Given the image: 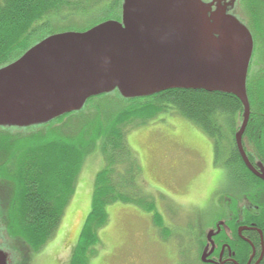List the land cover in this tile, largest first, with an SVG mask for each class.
<instances>
[{
    "label": "trees",
    "instance_id": "1",
    "mask_svg": "<svg viewBox=\"0 0 264 264\" xmlns=\"http://www.w3.org/2000/svg\"><path fill=\"white\" fill-rule=\"evenodd\" d=\"M84 2L102 4L105 9L103 20L120 18L122 0H0V66L46 36L32 42L33 36L52 20L66 15H84ZM243 3L249 8L248 0ZM97 23L92 22L84 29ZM261 23L264 26V22ZM248 82L250 80H247L250 92ZM259 98L260 111H263L264 97ZM95 99V108L88 116L78 114L81 118L77 120V128L71 126L56 136L40 137L43 134L37 136L35 132L18 135L11 133L8 127L0 126V221L12 239L10 244L26 261L53 236L74 191L81 165L96 148L104 165L95 175L91 208L74 247L72 264H86L94 251L92 247L100 242L98 231L107 222L106 206L109 204L119 201L154 210L149 199L152 197L143 194L138 184L141 165L127 142L125 130L131 123L145 122L163 112H174L206 133L215 155L224 157L227 173L235 184L232 193L248 192V179L255 177L244 165L236 146L235 133L243 114V106L236 96L218 91L172 88L125 99L127 102L123 103L115 90L90 97L85 105ZM114 102H118L117 109L110 107ZM251 103L254 105L255 101ZM76 113L63 114L48 123ZM252 116L250 112L242 143L248 147L247 153L264 160V151L259 146L264 145V114L258 116L259 126L263 128L260 136L248 138ZM261 184L264 186L263 182ZM251 185L250 188L255 190ZM195 221H188L187 228L192 229ZM155 225L164 231L161 223L155 222ZM189 251H180L183 259ZM183 259L181 264H186Z\"/></svg>",
    "mask_w": 264,
    "mask_h": 264
},
{
    "label": "water",
    "instance_id": "2",
    "mask_svg": "<svg viewBox=\"0 0 264 264\" xmlns=\"http://www.w3.org/2000/svg\"><path fill=\"white\" fill-rule=\"evenodd\" d=\"M236 0H122L120 19L80 31L51 33L0 66V126L25 127L79 111L92 96L124 98L166 89L218 91L236 96L243 119L250 107L246 76L253 50L248 26L230 13ZM0 264L9 257L0 249Z\"/></svg>",
    "mask_w": 264,
    "mask_h": 264
},
{
    "label": "rangeland",
    "instance_id": "3",
    "mask_svg": "<svg viewBox=\"0 0 264 264\" xmlns=\"http://www.w3.org/2000/svg\"><path fill=\"white\" fill-rule=\"evenodd\" d=\"M248 1L249 8H245L241 5L242 0H237L230 12L239 19L243 15L247 20L241 19L243 23L250 25L251 30L254 27L255 34L261 32L258 36L264 41V26L261 25L264 0ZM83 5L86 7L84 15L62 13L66 16H60L40 29L32 42L54 32L80 31L92 22L103 20L105 9L102 4L84 2ZM122 98L123 103L127 102ZM95 102L96 99L90 100L75 116L63 120L29 127H6L18 135L35 132L37 136L43 134L40 137L56 136L71 126L77 128V120L81 118L78 114L88 116L94 110ZM117 103L110 107L116 108ZM254 107L258 108L257 105ZM130 125L125 132L141 165L138 184L143 194L153 198L149 199L154 210L119 201L106 206L108 219L98 231L100 242L92 247L94 251L88 260L84 259L86 264H181L183 255H180L177 243L182 238L178 236L177 240L176 233L187 227L188 221L194 222L193 217L202 211L209 213L216 206V197L225 191L232 192L235 184L227 173L224 157L215 155L210 137L190 120L174 112H163L145 122L136 121ZM249 130L248 138L251 137ZM103 165L98 148L85 157L56 231L29 261L12 247L7 228L0 221V249L8 254L9 264H72L70 258L91 207L95 175ZM155 222L161 223L164 231Z\"/></svg>",
    "mask_w": 264,
    "mask_h": 264
},
{
    "label": "flooded vegetation",
    "instance_id": "4",
    "mask_svg": "<svg viewBox=\"0 0 264 264\" xmlns=\"http://www.w3.org/2000/svg\"><path fill=\"white\" fill-rule=\"evenodd\" d=\"M253 28L252 30L250 28L253 50L246 79L250 80L248 82L250 92L247 90L249 103L255 101L254 105L252 103L250 105L253 116L249 135L257 137V134L260 136L263 131L259 126L258 116L264 114V110L260 111L259 105L261 102L259 97H264V61L262 60L264 41L262 36H258L261 32L257 31L255 34ZM255 105L258 109L253 107ZM259 146L264 151V145ZM246 147L243 146V150L248 160L256 171L261 172L262 168L264 169V160L247 153L248 147ZM246 168L255 177L248 179V192L225 191L216 197V206H213L209 213L205 214L202 211L200 215L195 216L196 221L192 229L187 226L178 231L179 238H182L179 242V250L182 253V250L190 249L189 258L188 255H185L184 259L182 257L186 264H264V186L261 184L264 180L247 166ZM250 184L256 189H251Z\"/></svg>",
    "mask_w": 264,
    "mask_h": 264
}]
</instances>
